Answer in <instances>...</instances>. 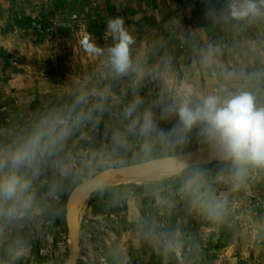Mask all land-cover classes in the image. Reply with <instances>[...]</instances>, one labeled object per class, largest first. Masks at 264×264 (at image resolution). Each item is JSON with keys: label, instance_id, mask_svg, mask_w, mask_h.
Returning <instances> with one entry per match:
<instances>
[{"label": "rangeland", "instance_id": "obj_1", "mask_svg": "<svg viewBox=\"0 0 264 264\" xmlns=\"http://www.w3.org/2000/svg\"><path fill=\"white\" fill-rule=\"evenodd\" d=\"M230 2L0 0V158L38 131L56 126L47 142L67 129L17 170L30 183L28 204H2L0 264H67L75 244L73 264H264V168L237 179L232 162H215L103 181L111 170L213 153L196 129L183 144L165 138L178 122L165 109L186 98L247 91L264 107V3L237 19ZM117 17L132 37L124 73L108 51L116 41L106 22ZM85 33L100 54L82 49ZM146 112L155 127L141 135L132 122Z\"/></svg>", "mask_w": 264, "mask_h": 264}, {"label": "clouds", "instance_id": "obj_2", "mask_svg": "<svg viewBox=\"0 0 264 264\" xmlns=\"http://www.w3.org/2000/svg\"><path fill=\"white\" fill-rule=\"evenodd\" d=\"M261 2L264 3V0ZM229 12L233 18L244 19L259 15L260 8L256 0H231ZM106 32L116 41L108 50L111 64L116 72L124 73L130 67L129 45L132 43V37L125 29L124 19H108ZM79 43L86 53L102 52L91 33H85ZM135 108L136 105H132L126 111V116H131ZM165 112H175L178 117L176 126L165 137L168 143L183 144L196 129L197 135L210 145L215 155L233 163L237 179L243 178L249 166L264 168V107H257L251 93L242 91L224 98L209 95L195 104L186 98L178 106H169ZM137 126L141 135L150 134L155 127L152 114L144 113L142 123L138 118L134 119L132 128ZM55 127L52 125L49 132L38 131L24 146L7 158H0V173L10 166L6 174H0V213L5 211L2 204L7 201H24V206L27 207L28 201L24 200V197L29 191L30 183L18 175L17 170L25 164L31 165L38 156L43 157L51 147L63 139L67 129H61L50 141H44L45 136H52ZM118 142L122 143L119 138ZM194 183L195 181L190 179L185 187L193 190ZM16 211L15 204L6 210L9 216L14 215Z\"/></svg>", "mask_w": 264, "mask_h": 264}, {"label": "water", "instance_id": "obj_3", "mask_svg": "<svg viewBox=\"0 0 264 264\" xmlns=\"http://www.w3.org/2000/svg\"><path fill=\"white\" fill-rule=\"evenodd\" d=\"M187 157L188 156L180 155V156H176L173 158L160 160V161H157L156 163L152 162V163H147V164H143V165L141 164V165H136V166H132V167L122 168L119 170H111L106 174H123V173H128V172H141L144 170H153V171H156V172H159L162 174L170 173L168 171V165L173 164V163L177 164L178 162H181V161L186 162L185 165L181 169L211 164V163H215V162H231V161H225V160L220 159L217 155H215L211 151H206L204 153H200L197 156L192 157L191 159L193 161H191V162H188L189 158H187ZM178 170H180V169H178ZM170 174H172V173H170ZM103 176H106V175H103ZM103 176L94 180L92 184L93 185L97 184L102 178H104ZM88 188H89V186H88ZM76 253H77V245L75 244L74 248H73V252H72L70 259L67 262V264H73L74 263V258H75Z\"/></svg>", "mask_w": 264, "mask_h": 264}, {"label": "bare ground", "instance_id": "obj_4", "mask_svg": "<svg viewBox=\"0 0 264 264\" xmlns=\"http://www.w3.org/2000/svg\"><path fill=\"white\" fill-rule=\"evenodd\" d=\"M188 162L193 161L190 157ZM185 161L178 162L177 164H169L168 165V171L170 173H174V171H177L178 169H181L185 165ZM170 173H164V174H159L156 171L153 170H144L141 172H128V173H123V174H112V175H107L104 178V183L109 182L110 185L116 184V183H140V182H146V181H151V180H157L158 178H161L162 175L170 174ZM103 183V182H102ZM97 186L99 185V182L96 184ZM108 185V184H106ZM72 208V206H71Z\"/></svg>", "mask_w": 264, "mask_h": 264}, {"label": "trees", "instance_id": "obj_5", "mask_svg": "<svg viewBox=\"0 0 264 264\" xmlns=\"http://www.w3.org/2000/svg\"><path fill=\"white\" fill-rule=\"evenodd\" d=\"M8 246V244L7 243H5L2 247H0V250H2V249H4V248H6Z\"/></svg>", "mask_w": 264, "mask_h": 264}]
</instances>
